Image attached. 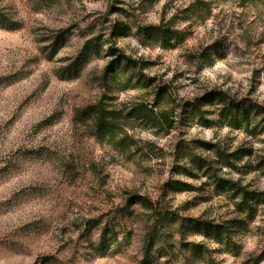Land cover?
I'll return each mask as SVG.
<instances>
[{"label":"rangeland","instance_id":"1","mask_svg":"<svg viewBox=\"0 0 264 264\" xmlns=\"http://www.w3.org/2000/svg\"><path fill=\"white\" fill-rule=\"evenodd\" d=\"M0 10L18 25L0 28V264H264V204L234 233L232 252L193 255L186 242L216 245L175 230L146 263V218L138 208L115 227V239H99L111 209L131 194L156 199L169 177L198 188L169 192L170 210L216 222L238 216L229 195L212 194L205 176L172 172L182 140L195 141L194 151L212 161V149L197 142L237 153L235 166L215 162L217 174L264 191V113L251 107L259 125L253 135L252 127L226 122L179 121L174 103L161 102L172 127L159 128L144 115L159 118L162 108H138L152 96L136 80L154 77L176 103L218 92L264 106V0H0ZM113 25L111 41L138 68L122 62L105 72ZM150 26L181 39L163 46L149 37ZM94 105L114 124L113 138L94 136L95 113L87 115ZM217 106H203L209 118Z\"/></svg>","mask_w":264,"mask_h":264},{"label":"trees","instance_id":"2","mask_svg":"<svg viewBox=\"0 0 264 264\" xmlns=\"http://www.w3.org/2000/svg\"><path fill=\"white\" fill-rule=\"evenodd\" d=\"M17 26V23L14 22L12 18L0 10V28L12 30L16 29ZM113 28L114 25L108 35L107 40L109 44L105 51L112 59L108 62L105 72H111L113 64L120 65L122 62L138 68L140 64L139 61L125 54L120 47L111 41L115 35ZM148 35L154 38L155 41L160 42L161 45L169 47L174 46L175 42L177 43L181 39V35H178V33L168 29L161 30L160 28L151 26L149 27ZM92 39L86 42L85 52L80 56L81 58L79 57L80 61L78 62L80 65H83L90 55L91 49L87 47V43ZM69 69L70 66L64 69L63 72H65L66 75H70ZM74 69H76L75 64ZM136 80L142 84L143 87L150 88L149 92H151L150 95L152 96L149 103L138 105V108L150 114L153 113L156 108H162L159 118L157 116L154 118H147V116L144 115L146 120L148 119L154 122L159 128L160 126H165L167 128L172 127L170 118L165 114L166 107L164 108L161 102H167L168 104L174 103L176 108L179 109V121L191 120L196 124L201 123L206 126H212L219 122H226L229 126H243L246 129L252 127L253 131L250 132V134L253 135L256 134L254 133V129L259 125L258 123L253 124L257 115L251 113V107L257 109V114L264 113V106L246 102L237 104L226 101L223 94L218 92H208L201 97H195L191 100L176 103L171 97L167 86L154 83V77H145L142 74ZM126 84H128L127 81H125L123 85L125 86ZM207 103L213 106H217V104L220 103V106L214 107L213 110V112L217 113L216 119H211L207 116L210 111L203 108ZM137 113L139 114L140 111L138 110ZM92 114L94 115L92 116ZM87 115L92 116L94 126L93 134L97 139L101 141L105 138H113L114 124L104 118V114H102L98 107L95 105L90 106ZM261 128L264 130V123L261 125ZM197 143L206 149H212L216 161H212V159H208L207 156L203 157L196 153L194 151L195 141L182 140L175 144L174 147V162L171 167L172 172L191 178H199L202 175L205 176L206 181L203 183L211 188L212 194L229 195L233 210L238 216L216 222L213 219L203 216H186L179 214L176 210H170L165 202V197L169 192L197 191L198 188L186 181L169 177L161 185L160 195L156 199H151L142 194H131L126 197L123 205L111 209L106 214L108 219L102 227L99 239L107 235H111L115 239L118 235L115 227L121 225L120 222L123 218L134 216L136 214L135 210L138 208L145 214L146 218V229L143 235V254L144 262L146 263H149V260L154 256L161 254L160 252L163 250L164 245L168 244L167 239L174 234L175 230L180 234L198 235L207 238L216 245L211 249L203 243L186 242L185 246L193 255H200L209 251L216 252L222 250L232 252L236 250L237 246L236 243L232 241V237L236 231L247 228L248 224L254 221L257 209L264 204V191L247 189L246 186H242L239 182L232 181L228 178H222L217 174V171L221 170V168L218 169L215 164H223L220 165L221 167L235 166L233 160L237 158L231 156L238 157L237 153L226 155L222 153L215 144L201 141ZM262 163L263 161L258 162V164ZM203 199L208 200V197H203ZM100 246L101 252L105 251L106 248L102 247V245Z\"/></svg>","mask_w":264,"mask_h":264}]
</instances>
